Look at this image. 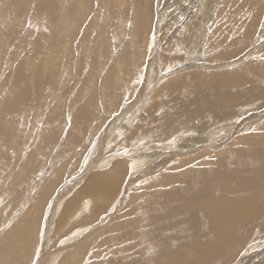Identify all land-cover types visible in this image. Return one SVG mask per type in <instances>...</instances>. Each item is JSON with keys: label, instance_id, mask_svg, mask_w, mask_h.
Returning <instances> with one entry per match:
<instances>
[{"label": "rangeland", "instance_id": "rangeland-1", "mask_svg": "<svg viewBox=\"0 0 264 264\" xmlns=\"http://www.w3.org/2000/svg\"><path fill=\"white\" fill-rule=\"evenodd\" d=\"M52 2L50 12L44 0H19L18 6L0 0V256L4 248L7 251L0 264H63L60 257H71V264H160L178 248L184 264L199 258L193 249L197 238H187L181 217H176L177 222L171 218V228L164 224L158 235L165 238L162 246L159 237L148 238L160 229L148 235V227H154L157 217L165 222L167 216V211L155 214L153 209L185 203L173 201L163 191L177 182L184 187L187 180L185 195L192 196L201 179L188 171L204 169L209 174L218 166L209 164L216 155L198 157L203 152L230 150L220 163L232 162L238 171H232L231 178L246 182L243 193L221 191L216 183L209 200L237 198L250 204L258 189L264 190V153L253 156L247 145L240 153L246 156L234 158L232 153L238 148L233 145L235 138L264 136V101L234 104L222 119L208 111L195 120L181 114V100L197 96L205 101L204 94L219 100V91L210 93V88H218L213 79L218 74L239 76L243 83L239 92L245 91L244 86L264 85V73H258L255 65L252 71L247 68L249 61L264 63V0ZM31 63L27 71L33 64L46 66L52 79L43 75L41 84L28 80V91L19 95L14 71L18 64ZM106 76L112 84L107 85ZM170 81L179 83L172 88ZM80 107L86 114L83 120L75 119ZM201 121L207 128L206 141H189L201 135L196 128ZM194 157L198 158L190 161ZM124 158L132 165L125 168L115 197L94 212V198L81 194L80 188L90 175L104 173ZM246 167L250 176H245ZM169 175L174 179L162 184ZM249 177L255 179L252 186ZM238 183L232 187L239 188ZM152 195L158 201L151 204L150 212L143 204ZM71 197L77 198L75 215L90 217L89 227H83V220H60ZM254 207L229 228L232 238L225 236L235 247L230 243L223 251L211 247L213 256L194 264H264V203ZM129 208L139 223L134 231L137 239L122 242L113 237L111 223ZM202 210L196 216L197 227L208 233L204 238L215 240ZM26 215L30 224L22 235L18 223ZM96 241L104 244L100 255L95 252ZM84 244L90 253L82 254L79 247Z\"/></svg>", "mask_w": 264, "mask_h": 264}, {"label": "bare ground", "instance_id": "bare-ground-1", "mask_svg": "<svg viewBox=\"0 0 264 264\" xmlns=\"http://www.w3.org/2000/svg\"><path fill=\"white\" fill-rule=\"evenodd\" d=\"M16 3H13L14 5L18 6L17 5V2L19 0H12ZM40 2V1H39ZM44 2H47L49 4V10L50 12H52L54 10L53 8V2L52 0H44ZM11 3V2H9ZM8 3V4H9ZM41 4L43 3L42 1L40 2ZM13 4H11L13 6ZM40 4V6H41ZM10 6V5H9ZM15 6V7H16ZM36 6V5H34ZM48 6V5H47ZM37 9V8H36ZM45 10V9H44ZM41 13V12H40ZM259 19V18H258ZM143 20V19H142ZM142 23V22H141ZM252 23V22H251ZM83 39V38H82ZM188 41V40H187ZM81 42V41H80ZM61 46V45H60ZM96 50V49H95ZM55 55V54H54ZM52 56V55H51ZM58 56V55H57ZM54 57V56H53ZM62 57V55H61ZM36 59L35 57H33L31 60H34ZM23 60V59H22ZM25 60V59H24ZM43 60V59H42ZM26 61V60H25ZM35 61V60H34ZM188 62V61H187ZM35 63V62H34ZM46 63V62H45ZM254 65H255V68L258 70V73H260L261 75L264 73V63H261L260 64H256V63H253L251 61H249L247 63V68L250 69V68H254ZM32 66V63L30 65H27L26 67H23V66H19V64L17 65V68L16 71H14V86L17 87L16 89H21V91H19L17 94L19 95H24V90H26V92L28 91L27 90V85L29 84L28 80L32 81L34 83L35 81V84H41L42 83V76H46L47 79H52L51 77L53 76V72L50 73V70L51 68H47L46 70V66H42V67H37L33 64V68L31 71H27L26 68L28 69L31 68ZM45 67V68H44ZM252 69H250L252 71ZM254 69V70H256ZM49 71V72H48ZM54 71V69H53ZM42 74H41V73ZM254 72V71H253ZM252 72V73H253ZM256 74V72H255ZM11 76V75H10ZM110 77V76H109ZM106 78L108 79V77L106 76ZM105 78V81L107 82V85L108 84H112L113 81L110 80V78L107 80ZM12 79V80H13ZM215 81H218L217 85H218V88L216 87V90L212 88H210V93L213 94L214 91H219L218 93L221 95V97L219 98V100H217V98H211L210 95H203L205 97H202L203 100L204 99H207L205 101H200V98H198L197 96L196 99L194 98H187L185 100H181V114L182 115H186V116H189V118L191 120H195V119H198L199 116L201 114H204L206 111L212 113L213 116H215V118H223V117H227L230 113V109L234 108V104L235 105H243L244 103H247L248 101L252 100V99H258L260 101L258 102H263L264 101V85H261V86H258V87H255V86H244L245 88V91L244 92H239L240 88L243 89V83L242 81L239 79V76H236L234 78L232 77H229V75H221V74H218L216 77L213 78ZM243 79V78H242ZM27 80V82H26ZM34 80V81H33ZM115 80V79H114ZM111 81V82H110ZM179 81V80H178ZM178 81H170V85H172V88L174 86H177ZM11 82V81H10ZM44 82V81H43ZM249 82V81H247ZM45 83V82H44ZM43 83V84H44ZM253 84V83H252ZM180 85V84H179ZM37 86V85H35ZM169 86V85H168ZM15 89V90H16ZM210 97V98H209ZM17 99V98H16ZM19 100V99H18ZM17 100V101H18ZM264 104V103H263ZM191 105L192 107L191 108H188V106ZM188 108V109H187ZM79 109V110H78ZM77 111L75 112V119H81L83 120V118L86 116L85 114V110L83 111L84 108H78ZM187 109V110H186ZM209 109V110H208ZM234 111V110H232ZM231 111V113H232ZM231 115V114H230ZM202 117V116H201ZM205 117V116H204ZM184 118V117H183ZM203 119V117H202ZM203 121H201V124L199 126H197L196 128L197 131L199 130L201 133V135H199L198 133V137L197 138H190L189 141H192V142H195V141H200V142H204L206 141V138H204V134L206 133L207 131V128H205V123L202 124ZM212 122V121H211ZM200 123V122H199ZM195 127V126H194ZM262 128V127H261ZM195 129V128H193ZM205 132V133H204ZM212 136V135H211ZM203 137V138H202ZM215 137V136H214ZM264 136H258L257 138H253L252 136L249 138L247 137H243V138H235V140L233 141V145L234 147H238L235 149V151H233L232 153L235 154V157L234 158H240L243 157L245 154H240L242 149L241 147L244 146V145H247L249 146V148L251 149L250 151H252V154L253 156H255L256 154H259L261 152L264 153ZM194 144V143H193ZM201 145V144H200ZM248 148V149H249ZM234 149V148H233ZM218 150V149H217ZM222 149H219L218 151H207V152H203L201 153V155H199L198 157H201L202 155H204V153L206 154H211L213 156H217L216 158H213L211 159L212 161L209 162V164H211V167L215 164H218V166H213V170L212 172H210L209 174L207 173L206 170L204 169H196V170H192L191 172L188 171L189 174H192L193 172V177L194 176H198L197 178L201 179V181H197V183L199 182V184L201 185L200 188L196 189L193 193V195H185V192H188L189 191V188H188V182L187 180L184 181L186 185V190H185V185L184 187L177 182V183H174V185H172L170 187L169 190H166V191H163L165 192V194L167 195H171L174 197V199H172L173 201L176 202V200H181L183 202H185L184 204H179V207H177L178 205H175L172 207V205H170L169 203L166 205V209H163V210H157L156 209H153V205L151 204H154V203H157L155 200L158 201L157 199V195H152V196H149V197H146L144 198L146 200V203L143 204V206L150 210L153 209V211H155L154 213L157 214V213H161L163 215H165V211L166 212V219H165V222L164 220L163 221H159V217L158 220L154 221V227L152 228L151 226H149L148 228L150 230L147 231V228L143 231L144 235L146 234L145 232L147 231L148 235L151 233V230L153 229H156L159 228L160 231L158 233H156V235L153 233L152 235H146L148 236L149 239H151L152 237L154 238H160L159 240V244L161 242V246L162 244L164 245V242L165 241V238L164 236L159 235L162 234L161 230L164 229V224H168L166 225L167 227H170L171 226H174V225H169L172 221H171V218L173 219V221L177 222L176 220L181 217L182 218V221H183V226H185L184 228L185 229V233H187L188 237L187 238H191V237H196V241L194 243V246H193V249L196 250L197 252V255L199 256V258L197 259H190V260H187L186 261V264H194L196 263L197 261L196 260H199V259H203V261H206L208 259V257H212L213 256V252H214V249L213 250H210L211 247H215V248H220V250L223 251L224 247L226 246V249H229V246L228 244L230 242H227V239L225 238V236H228V238H232L231 236V233H230V236L228 235V232L231 230H229V228L231 229L232 228V225L234 224L235 225V222H241L240 220L246 218L247 214H246V210H251V212L255 209L254 205H257V206H260L264 203V190L259 188L257 193L255 195H253V197H251V201H249L250 204H244V203H241L240 206H237L238 202H235L236 204H234V199H231L230 201H233L231 204L233 205L232 207V211H227L226 213L223 212L225 210H222L223 207H226V205L228 203L227 201V198L223 197L221 194L222 197H223V200L222 201H219V200H209V195L214 191L213 186L217 183V185H219L218 187H220V190L221 191H228L230 193H236V192H242L245 190L242 191L241 188H243V186H246L245 183H238V181H241V179H238V178H231L232 176V171L234 172H237L238 170L236 168H232L231 166V163L230 162L229 164H221L220 161L222 160L220 157L222 155H228V153H230V150L225 151H221ZM245 150V149H244ZM247 151V150H246ZM202 152V151H201ZM249 150L246 152L248 153ZM231 154V153H230ZM246 156V155H245ZM251 157V154L249 155ZM198 157H194V158H191L190 161H194L196 160V158ZM204 157V156H203ZM212 158V157H211ZM246 158V157H245ZM252 158V157H251ZM127 159L124 158L123 160H117L113 165L112 167L104 172V173H100V174H94L92 176L89 177V183H91L96 189L93 190V192L90 193V195L95 199L97 198V203L99 206H102V204L105 202H107L108 200H110V198L113 197V192H115V188L116 186L119 184V181L121 179V177L123 176L124 174V171H125V168H128V165L131 166L132 164H129L127 161ZM189 161V162H190ZM198 161V160H197ZM226 161V160H225ZM230 161V160H229ZM226 163V162H225ZM228 163V162H227ZM228 166V167H227ZM217 168V169H216ZM198 170V171H197ZM243 171L245 172V176H250L251 175V172L250 170H248V168H243ZM231 175V176H230ZM243 175V174H242ZM234 176V175H233ZM238 176V175H237ZM244 176V175H243ZM260 176V174H259ZM264 176V175H263ZM189 177V176H188ZM182 178V177H181ZM187 178V176H186ZM174 179L173 176L169 175L168 177H165L164 181H161L163 182L162 184H167L168 182L170 183V181ZM199 179V180H200ZM194 180V178H193ZM254 178L252 177H249L248 178V181L254 185ZM235 181L234 183H238L239 185V188H236V186L232 187L234 183H231ZM176 182V181H175ZM196 183V180L194 181ZM198 184V185H199ZM249 184V185H250ZM242 186V187H240ZM168 187V188H169ZM159 188V187H158ZM258 188V187H257ZM157 190V188H156ZM162 190V189H160ZM253 190V189H252ZM151 191V190H150ZM212 191V192H211ZM256 191V190H255ZM152 192V191H151ZM149 192V193H151ZM162 192V193H163ZM252 192V191H251ZM81 193L84 194V191H81ZM148 193V192H147ZM157 194V193H156ZM165 194L163 196H165ZM174 194V195H173ZM209 194V195H208ZM247 196L248 194L251 195L250 193H246ZM149 195V194H147ZM145 194V196H147ZM162 195V194H161ZM219 195H218V198H219ZM252 196V195H251ZM137 198V197H136ZM172 198V197H170ZM217 198V199H218ZM212 199V198H211ZM215 199V198H214ZM77 200V199H76ZM76 200L75 199H72L68 205H67V210H66V216L74 209V205L76 204ZM144 200V202H145ZM160 201V200H159ZM171 201V202H173ZM215 201V202H214ZM213 202V203H212ZM176 204V203H175ZM151 205V206H150ZM228 206V205H227ZM96 207V206H95ZM126 207H128V204H126ZM172 207V208H171ZM229 207V206H228ZM33 208V207H32ZM258 208V207H257ZM200 209H203L205 212H206V215H207V219L208 221H210V225H208V227L212 230L211 232L213 233V236L215 240H212L210 238H208V235L205 236L204 238V233H207L206 231L202 232L200 231V229L197 227V213L200 211ZM76 210V209H75ZM130 208L127 209L124 213H122L120 216H118L116 218V220H114L111 225H112V228L114 229L113 231H115L113 233V237L116 238L117 240H122V242H124L125 240L129 241V240H133V238H136V234L134 233L135 229H136V225H139L138 221L136 218H134L135 215H133V210H131L129 212ZM202 210V211H203ZM32 211L33 209H29V215L31 214L32 215ZM146 211V210H144ZM201 211V212H202ZM190 212V215L188 214ZM250 212V211H249ZM250 212V213H251ZM36 213V212H35ZM28 214V213H27ZM64 214V213H63ZM139 214V213H138ZM263 214V213H262ZM163 215H159L160 217H165ZM249 215V214H248ZM65 216V217H66ZM157 215H155V218H156ZM28 217V215H26L25 219ZM30 217V216H29ZM27 218L26 220L24 219V222L22 223H18V226H20V230L18 229V232H23L22 235L24 234V231H22L23 229L26 228L27 226V229L29 228V224H30V218ZM34 217V216H33ZM178 217V218H176ZM250 217V216H249ZM253 218V217H252ZM68 219V217H67ZM66 219V220H67ZM22 220V219H21ZM143 220V219H142ZM149 220V219H148ZM154 220V219H153ZM170 220V221H169ZM69 221V220H68ZM181 221V220H180ZM144 222V220H143ZM162 222V223H161ZM249 222V221H248ZM148 223V222H147ZM153 223V222H151ZM150 223V224H151ZM180 224V223H179ZM238 224V223H237ZM247 225V224H246ZM165 226V227H166ZM151 227V228H150ZM207 227V228H208ZM241 227V226H240ZM244 227V226H243ZM238 228V227H237ZM26 229V230H27ZM197 229V230H196ZM240 229V228H239ZM239 229H237V231L239 232ZM25 230V231H26ZM156 230L154 232H156ZM13 231V230H12ZM142 231V230H141ZM26 233V232H25ZM142 233V232H141ZM169 234V233H168ZM208 234V233H207ZM20 235V234H19ZM155 235V236H154ZM106 237V236H105ZM140 237V236H139ZM101 238H104V237H101ZM144 238V237H143ZM147 238V237H146ZM147 238V239H148ZM213 238V237H212ZM25 239V238H24ZM137 239V238H136ZM164 239V240H163ZM192 239V238H191ZM235 239V238H234ZM15 240V239H14ZM13 240V241H14ZM157 240V239H156ZM231 240V239H230ZM97 242V241H96ZM106 241H104L105 243ZM112 242V241H111ZM133 242V241H132ZM131 242V243H132ZM227 242V244H226ZM100 242H97L95 244V247L96 250L95 252H97L98 255H100L99 253L101 252V249H99V247H102L104 244H99ZM113 243V242H112ZM118 243V242H117ZM189 243V242H188ZM186 243V244H188ZM99 244V245H98ZM120 244H123V243H120ZM119 244V245H120ZM127 244V243H126ZM129 244V243H128ZM191 244V243H189ZM231 244V243H230ZM110 245V244H109ZM125 245V244H124ZM184 245V244H183ZM232 245V244H231ZM132 246V245H131ZM160 246V247H161ZM234 246V245H233ZM89 247V245H82L79 247V249L81 250L82 254L84 253V251H86V249ZM192 247V246H191ZM235 247V246H234ZM125 248V247H124ZM124 248H123V252H124ZM183 248V247H182ZM218 248V249H219ZM7 249V248H6ZM114 249V248H113ZM4 251H1V255L0 257H3L4 255H6V252H5V248L3 249ZM109 250H112V249H109ZM108 250V251H109ZM115 250V249H114ZM127 250V249H126ZM93 251V250H92ZM99 251V252H98ZM120 251V250H119ZM117 251V252H119ZM179 251V250H178ZM212 251V252H211ZM217 251V250H216ZM103 252V251H102ZM167 253V252H166ZM116 254V253H115ZM114 254V255H115ZM182 252H169V254L165 257H167V259H164L165 261L163 262L161 260L160 264H184L186 259H183V258H180L182 256ZM122 255V254H121ZM125 255V254H124ZM216 256V255H215ZM108 257V256H107ZM126 257V256H125ZM101 258V257H100ZM106 260V257H104ZM115 258V257H114ZM129 258V257H128ZM185 258V256H184ZM63 261H61V263L63 264H71V262L69 261V257L68 258H62ZM103 259V258H102ZM109 259V258H108ZM116 259V258H115ZM130 259V258H129ZM67 260H68V263H67ZM128 260V259H127ZM117 261V260H116ZM108 262V261H107ZM113 262V261H112ZM126 262V261H125ZM96 263V262H95ZM123 263V261H122ZM128 263V262H127ZM99 264V263H98ZM117 264H121V262L117 263ZM126 264V263H125ZM135 264V263H134Z\"/></svg>", "mask_w": 264, "mask_h": 264}, {"label": "crops", "instance_id": "crops-1", "mask_svg": "<svg viewBox=\"0 0 264 264\" xmlns=\"http://www.w3.org/2000/svg\"><path fill=\"white\" fill-rule=\"evenodd\" d=\"M90 176H91V175H90ZM90 176H89V177H90ZM123 176H125V174H124ZM89 177L87 178V180H86V182L84 183V185L82 186V188H80V190H81V191H84V194H85V195L91 196L90 193L93 192V190H95L96 188H95L91 183H89ZM121 182H122V180H121ZM121 182H120V184H121ZM120 184H119V185H120ZM81 191H80V192H81ZM116 192H117V191H116ZM81 194H83V193H81ZM115 195H116V193L113 195V197H115ZM91 197H92V196H91ZM113 197H112V198H113ZM78 198H79V197H78ZM72 199H75V200H76L77 198L71 197V198H68V199L65 201L64 206H63V209H62V211H63L64 214H62V216H60V220L63 221V222H72V221H75V220H77V221L79 222V221H82V220H83V223H84V224H82L83 227H89L91 223L89 222L88 218H90V217L86 216L85 214H83V215L80 214L81 217L79 218V217H77V215H75L74 212L77 211V205H76V204L74 205V209L68 214V219H67V220L64 219L65 216H66V210H67L66 208H67V205H68V203H69ZM232 199H234V204H236L235 202L243 203V201H242L240 198H239L240 200H238L237 198H232ZM222 200H223V199H222ZM227 201H228V202H226V203H228L227 205H228L229 207L226 205V207H223V208H222V210H225V211H223V212H225V213H226L227 211H229V212L232 211V207H233V205H234V204H233V205L231 204L233 201H230V200H227ZM94 202H95V206H96L94 212H97V213L100 212V210H101L100 208H102L104 205H106V203H108V201H107V202L104 201V203L102 204V206H99L98 203H97V198L94 199ZM85 206H86V204H85ZM237 206H239V205L237 204ZM75 209H76V210H75ZM77 212H78V211H77ZM77 212H76V214H77ZM204 212H205V211H204ZM80 213H81V212H80ZM71 216L75 217V219L72 220L73 217H71ZM70 217H71L72 219H70ZM68 220H69V221H68ZM175 225H176V224H175ZM25 229H27V226H26ZM25 229H23L22 231H24ZM82 229H83V228H82ZM82 229H81V230H82ZM81 230H79V231H81ZM25 232L27 233V230H26ZM91 232H92V231H91ZM91 232H90V233H91ZM90 233H89V234H90ZM176 237H178V236H176ZM91 240H92V238H91L88 242H92L94 239H93L92 241H91ZM231 244L233 245L234 243L231 242ZM91 245H92V244H91ZM178 250L180 251L181 249L178 248ZM178 250H177V252H179ZM87 251H88V252H87ZM74 252H75V251H74ZM74 252H72V253H74ZM85 252H86V254H87V253H90V252H91V249H89V250L87 249L86 251H84V253H85ZM180 252H181V251H180ZM92 253H93V251H92ZM183 256H184V254H183ZM72 257H76V256L72 255ZM62 258H63V257H60V260H61V261H63ZM70 259L73 260L71 257H70Z\"/></svg>", "mask_w": 264, "mask_h": 264}]
</instances>
